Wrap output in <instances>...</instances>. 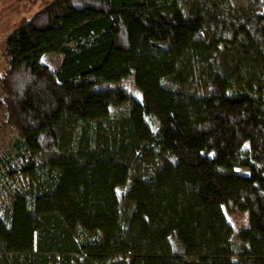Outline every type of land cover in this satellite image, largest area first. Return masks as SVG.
I'll return each mask as SVG.
<instances>
[{
	"label": "trees",
	"instance_id": "obj_1",
	"mask_svg": "<svg viewBox=\"0 0 264 264\" xmlns=\"http://www.w3.org/2000/svg\"><path fill=\"white\" fill-rule=\"evenodd\" d=\"M5 52L0 264H264V0H55Z\"/></svg>",
	"mask_w": 264,
	"mask_h": 264
},
{
	"label": "rangeland",
	"instance_id": "obj_2",
	"mask_svg": "<svg viewBox=\"0 0 264 264\" xmlns=\"http://www.w3.org/2000/svg\"><path fill=\"white\" fill-rule=\"evenodd\" d=\"M55 0H11L10 4V17L7 22L6 29L4 32L7 37L10 36L17 30L19 24L23 21H29L36 14L44 10L48 5L53 3ZM240 1V0H239ZM34 3V4H33ZM7 39V38H6ZM7 52L3 51L0 57V77L4 75V72L9 67L10 58ZM0 122H2L0 114ZM30 143V142H29ZM229 220L232 223L234 229L238 230L245 227L248 223V217L239 218L229 216ZM172 264H194L197 262L196 259L185 258V257H172L170 258Z\"/></svg>",
	"mask_w": 264,
	"mask_h": 264
},
{
	"label": "flooded vegetation",
	"instance_id": "obj_3",
	"mask_svg": "<svg viewBox=\"0 0 264 264\" xmlns=\"http://www.w3.org/2000/svg\"><path fill=\"white\" fill-rule=\"evenodd\" d=\"M9 1L11 0H0V57L3 51H5V45L9 39V37H7V35L4 32L6 30L4 29V27L6 28L7 22L9 21L8 17H10L11 15L9 10L10 9Z\"/></svg>",
	"mask_w": 264,
	"mask_h": 264
}]
</instances>
